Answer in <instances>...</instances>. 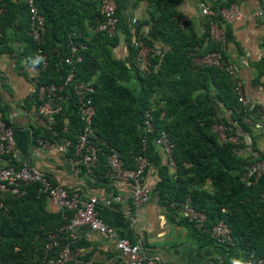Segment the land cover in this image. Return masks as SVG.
Masks as SVG:
<instances>
[{
	"label": "trees",
	"instance_id": "1",
	"mask_svg": "<svg viewBox=\"0 0 264 264\" xmlns=\"http://www.w3.org/2000/svg\"><path fill=\"white\" fill-rule=\"evenodd\" d=\"M143 1L151 7L146 34H140L137 27L129 31L118 18L117 11L116 16L118 29L123 32L129 48V57H134L135 53L129 45L132 37H139L149 49L146 74L139 72L137 66L111 56L110 49L117 44L116 35L106 37L92 30L99 20L96 1L35 0L44 29L38 43L26 33L28 16L23 2L21 56L34 61L37 68L35 87L50 83L61 85L69 72L72 83L91 84L94 112L90 141L99 148V153L88 174L90 177L97 174V178L107 179L105 156L108 148L116 151L127 169L133 168L137 155H142L155 170L158 181L154 189L161 205L188 202L194 210L205 215L207 229L219 219L225 222L233 241L231 246H223L230 264H236L239 256L244 261L250 253L254 258H264V201L260 198L264 176L249 185L241 179L245 168L264 156L242 159L235 154L237 144L219 143L212 132L216 124L229 128L234 136L233 124L246 129L242 122L247 115L246 106L236 100L232 79L224 69L226 64L220 45L208 38L209 23L216 21L223 25L218 11L231 6L232 1L216 0L209 6L212 15L205 17L204 31L199 36L193 33L188 22L179 20L175 10L179 0ZM10 5L8 0H0V19H6L7 24L14 19L6 15ZM223 31L226 42L229 36L224 28ZM153 42L163 44L167 50L161 55V52L155 53ZM69 44L83 45L79 63H64ZM37 50L45 57L44 70L39 69ZM211 51L220 53V69L192 65V55ZM62 93L66 101L55 118V136L43 130L41 138L68 139L73 143L81 128L77 102L70 85L67 84ZM217 104L230 112L229 122L217 118ZM147 110L155 133L165 132L172 144V174L167 173L166 165H160L154 150V135L146 137L144 146L141 143L140 125ZM71 153L72 148L67 155ZM0 159L7 161L6 166H16L10 154ZM79 173L84 171L81 169ZM205 183L210 192L203 188ZM20 190L23 191L21 195L5 194L0 200V264H45L41 253L47 236L61 227L69 215L48 212L46 200L37 194L35 184ZM180 223L191 227L184 220ZM202 233L199 232L212 242L206 232ZM77 242L70 248L76 250Z\"/></svg>",
	"mask_w": 264,
	"mask_h": 264
},
{
	"label": "crops",
	"instance_id": "2",
	"mask_svg": "<svg viewBox=\"0 0 264 264\" xmlns=\"http://www.w3.org/2000/svg\"><path fill=\"white\" fill-rule=\"evenodd\" d=\"M8 1L11 5L6 15L14 19L8 24L6 19H0V113L3 121L12 129V162L15 165H28L45 174L57 186L79 192L83 199L95 197L97 217L111 227L117 237L137 244L146 258H154L161 264H230L226 260L225 247L213 244L195 229L192 230V226L180 223L183 219L175 211L168 205L160 204L154 189L158 178L153 168L150 167L144 176V184L150 189L148 200L135 206L126 199L131 190L130 182L100 179L97 174L90 177V173L81 174L80 171L74 174L70 162L72 153L61 154L37 145L45 130L44 121L35 114L34 108L37 68L33 60L27 61L21 56L24 44L21 39L23 25H20L24 16L23 0ZM114 1L117 16L129 31L137 27L140 34H146L150 5L143 0ZM214 1L179 0L175 10L179 20L188 22L193 33L199 36L204 31L206 17L200 10H209ZM231 1L236 15L223 21L229 38L221 47V53L225 66L232 68L234 77L241 83L244 99L252 103L264 99V0ZM131 21L134 23L131 24ZM116 38L117 44L110 49L111 56L137 66L135 58L129 57V48L120 29ZM153 46L155 53L161 52L160 55L167 50L166 46L157 42H153ZM215 109L219 120L229 122L228 110L220 104ZM246 110L247 115L242 118L246 129L233 124L239 140L235 154L251 160L264 156V115L251 106H246ZM254 124L259 128H255ZM154 150L160 165H165L160 150L156 147ZM6 164L7 161L0 159V165ZM166 168L168 174L173 173L172 168ZM203 188L207 192L211 190L208 183ZM116 195L122 196V200L113 202L111 199ZM45 209L51 212L47 205ZM78 233L76 251L80 258L99 264H124V259L118 258L112 239L87 228L79 229ZM235 262L243 264L242 257L236 258Z\"/></svg>",
	"mask_w": 264,
	"mask_h": 264
},
{
	"label": "built area",
	"instance_id": "3",
	"mask_svg": "<svg viewBox=\"0 0 264 264\" xmlns=\"http://www.w3.org/2000/svg\"><path fill=\"white\" fill-rule=\"evenodd\" d=\"M27 10L28 29L27 35L32 41L38 43L44 32L43 18L38 13L35 6V0H23ZM99 20L96 21L92 28L94 32L101 33L106 37L116 35L118 30V18L116 16V4L114 0H96ZM2 10L0 9V14ZM202 15H212L206 9L201 8ZM222 22L230 16L236 15L233 6L223 8L218 11ZM134 21H131L133 24ZM208 38L222 47L225 43L223 25L216 21H211L208 25ZM131 46L134 49V58L137 68L142 74L147 73L148 61L147 55L149 49L141 42L139 37L131 38ZM83 45L75 46L69 44V54L64 58V63L71 65L81 61V51ZM39 59V69L44 70L45 57L37 50ZM191 63L194 67H213L220 69L222 60L218 51H211L202 55H192ZM225 71L232 79V90L236 95V100L243 106H251L256 108L264 115V99L248 103L242 93L241 83L234 77L231 67L225 66ZM70 85L71 92L76 98L77 115L81 124L80 130L75 135L73 143L68 139L57 140L54 138H41L37 140V145L43 149L55 150L61 154H67L72 148L71 170L77 174L81 169L85 173H91L97 159L99 148L90 141L93 136L91 126L93 116V105L91 103V95L93 89L90 83H72V73L69 72L64 78L61 85L55 84H39L35 87V114L44 121L45 131L49 132L53 137V126L55 118L61 113L65 104L66 97L62 93L66 85ZM259 128L257 124L253 125ZM143 137L141 143L144 146L147 136H153V145L158 148L164 157L165 165L174 169L172 157V144L168 140L165 132L159 131L155 133L150 111H145L140 125ZM212 132L215 134L219 143L229 142L238 144V138L229 133V128L222 125H213ZM14 152V141L12 137V129L3 121L0 113V157L11 155ZM106 170L105 177L108 180L116 182H130L131 190L126 196L133 205H141L148 200L150 189L144 184V176L150 168L148 160L137 155L134 158L133 168L127 169L122 166L116 151L108 148L105 156ZM264 176V159L257 160L250 164L242 172L241 179L249 185L256 179ZM35 184L38 195H42L46 200V205L53 213H60L63 216L69 215L66 222L55 232L48 234L46 243L42 249V261L45 264H99L97 262L80 258L78 252L70 248V245L79 239L78 230L87 228L88 230L100 235H104L108 239L114 241V249L119 259H124V264H161L154 258H146L141 252L137 244L131 243L125 238L116 236L115 231L104 224L96 214L97 200L93 196L85 199L81 197L77 191H67L62 187L54 184L45 174L35 171L26 164L16 166L0 165V200L5 194L19 196L22 194L20 188ZM264 201V190L260 195ZM113 202L122 200V196L116 195L111 199ZM168 207L175 211L178 216L189 223L197 232H206L213 244L217 246H231L233 244L230 236L229 227L222 219L217 220L210 228H206L205 215L194 210L188 202H170ZM221 212H224L221 210ZM63 240V242H61ZM243 264H264V258H254L250 253L243 261Z\"/></svg>",
	"mask_w": 264,
	"mask_h": 264
}]
</instances>
